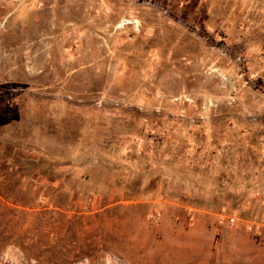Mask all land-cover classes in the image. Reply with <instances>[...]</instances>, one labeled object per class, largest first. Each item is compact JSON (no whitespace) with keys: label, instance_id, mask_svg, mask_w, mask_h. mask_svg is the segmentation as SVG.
Masks as SVG:
<instances>
[{"label":"rangeland","instance_id":"rangeland-1","mask_svg":"<svg viewBox=\"0 0 264 264\" xmlns=\"http://www.w3.org/2000/svg\"><path fill=\"white\" fill-rule=\"evenodd\" d=\"M0 264H264V0H0Z\"/></svg>","mask_w":264,"mask_h":264}]
</instances>
